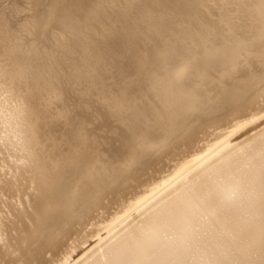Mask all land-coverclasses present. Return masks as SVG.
Returning <instances> with one entry per match:
<instances>
[{
    "label": "bare ground",
    "instance_id": "1",
    "mask_svg": "<svg viewBox=\"0 0 264 264\" xmlns=\"http://www.w3.org/2000/svg\"><path fill=\"white\" fill-rule=\"evenodd\" d=\"M3 1L0 264H264V0Z\"/></svg>",
    "mask_w": 264,
    "mask_h": 264
},
{
    "label": "rangeland",
    "instance_id": "2",
    "mask_svg": "<svg viewBox=\"0 0 264 264\" xmlns=\"http://www.w3.org/2000/svg\"><path fill=\"white\" fill-rule=\"evenodd\" d=\"M2 1V0H1ZM70 4H72L73 6L75 5V6H80V7H82V8H84L85 10L86 9H88V10H92V9H94V8H96L97 7V5H98V3L101 1V0H67ZM18 2V4H16ZM15 1L14 3H15V5H17V10H16V8H14V6H12V3H10L9 2V4H11V5H9L8 4V2L6 1V2H0L1 4L0 5H2L1 6V8L4 10H2L3 11V15H1L2 17H4V18H6L5 20H7V21H3L4 22V25L5 26H2L3 28H2V38L0 39V41L2 40H6V38L7 39H10V37L12 36V32L15 30L16 31V29H18V27L19 26H16V25H19V23L21 22V20H24V19H21V18H19V17H22V14H20L21 12H22V10H20L21 9V6L19 5L21 2H19V1ZM136 1H132V3L134 4ZM11 6V7H10ZM5 8H11L10 9V11H9V13H7V11H5V10H7V9H5ZM18 11L20 12V13H18ZM5 13H6V15L8 16V18L6 17V15H5ZM18 14H20V16L19 17H15V18H12V20L13 21H10V17H14V16H12V15H15V16H18ZM19 18V19H18ZM22 18H24V17H22ZM9 19V20H8ZM15 19H18L16 22H15ZM20 20V21H19ZM13 22V25L15 24V26L13 27V25L11 24ZM9 24V25H8ZM11 24V25H10ZM9 26V27H8ZM177 26H179V25H177L176 23L175 24H172V25H170V28H171V32H172V34L174 35V37H175V42H174V47L176 48V46L178 47V46H180V45H182L183 44V42H182V40H181V38H178L177 36L178 35H180V32H178L177 30H178V27ZM16 27V28H15ZM49 27H51V29H53V26L51 25V26H49ZM177 27V28H176ZM13 28H15V29H13ZM7 30V31H6ZM11 30V31H10ZM9 36H8V35ZM6 35V36H5ZM176 35V36H175ZM4 36H5V38H4ZM112 37L113 36H110L109 37V39H112ZM82 38V37H81ZM3 41V42H4ZM92 41H93V39H92ZM115 41V43L114 44H117V40H114ZM1 43V45L3 44L2 42H0ZM12 43V42H11ZM0 45V46H1ZM14 45V46H13ZM12 46L13 47H8V48H6V50H8L11 54H14V55H16V54H19L18 52L19 51H16V50H19L20 48L18 47V49L15 47L16 45L15 44H13L12 43ZM118 45H115L114 47H117ZM181 47V46H180ZM14 48V49H13ZM16 48V49H15ZM78 50L77 51H73L74 52V55L73 54H71L70 53V51H69V54H68V52L67 53H65V55H66V58H68V60L70 59L71 60V64L72 63H75V64H79V63H82L83 61V59L81 60L80 58H79V55H80V53L78 52L79 50H80V46H78ZM10 49V50H9ZM6 50H4V53L6 52ZM12 51H14L15 53H12ZM72 52V53H73ZM77 52V53H76ZM9 53V54H10ZM75 53H76V55H75ZM7 52H6V54H3V55H0L1 57H0V64H2V63H4V60H7L6 62H5V64H2V65H6L7 66V64L6 63H10L9 61H10V59H8L9 57L7 56ZM71 54V55H70ZM78 54V55H77ZM138 54L139 53H137V52H133V53H129V59H131L132 61H130L131 63V66H132V63H133V66L135 67V65L137 64V61H136V58H137V56H138ZM6 56V57H4L3 58V56ZM73 56V57H72ZM78 56V57H77ZM75 57V58H74ZM81 57V56H80ZM202 57L201 56H196V57H194L193 58V56L191 57V60H190V65H189V67L188 68H186V69H184V70H186V71H188L189 72V75H188V79L189 80H192L193 78H195V74L196 73H194V72H197V71H201L202 69H203V63H202ZM72 60H75V61H72ZM81 60V61H80ZM1 61H3L2 63H1ZM80 61V62H79ZM19 63H20V61H19ZM80 65V64H79ZM9 66V65H8ZM38 67V66H37ZM183 70V71H184ZM183 71H182V73H183ZM204 71V70H203ZM205 71L207 72V73H209L210 75L212 74V71H207V69H205ZM2 72H3V70L1 71V74H2ZM213 73H215V72H213ZM208 74V75H209ZM2 76H3V74H2ZM44 76H42V79H45V78H43ZM120 94H122V92L121 91H119L118 92V95H120ZM138 98V97H137ZM136 98V99H137ZM235 138H236V136H235ZM241 138V136L240 137H238L237 139H240ZM236 139V140H237ZM235 140V139H234ZM122 153H124V152H122ZM118 154H119V152H118ZM0 172L2 173L3 172V168H1L0 167ZM0 177H1V175H0ZM88 245V243H86L85 244V246H87Z\"/></svg>",
    "mask_w": 264,
    "mask_h": 264
},
{
    "label": "snow or ice",
    "instance_id": "3",
    "mask_svg": "<svg viewBox=\"0 0 264 264\" xmlns=\"http://www.w3.org/2000/svg\"><path fill=\"white\" fill-rule=\"evenodd\" d=\"M212 195L213 194L211 192L208 193L209 198H211ZM233 196H235V191L233 192ZM249 196L251 198L258 196L261 212L264 214V153H262L259 162L258 189L256 187V180L254 178L249 185ZM112 264H185V262L181 260L157 258L149 260H120L114 261ZM191 264H196V262H191Z\"/></svg>",
    "mask_w": 264,
    "mask_h": 264
}]
</instances>
